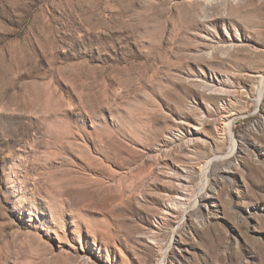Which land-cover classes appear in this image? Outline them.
Instances as JSON below:
<instances>
[{"label": "rangeland", "instance_id": "374dc122", "mask_svg": "<svg viewBox=\"0 0 264 264\" xmlns=\"http://www.w3.org/2000/svg\"><path fill=\"white\" fill-rule=\"evenodd\" d=\"M261 75L264 0H0V264H264Z\"/></svg>", "mask_w": 264, "mask_h": 264}, {"label": "bare ground", "instance_id": "6f19581e", "mask_svg": "<svg viewBox=\"0 0 264 264\" xmlns=\"http://www.w3.org/2000/svg\"><path fill=\"white\" fill-rule=\"evenodd\" d=\"M263 76V78H264V75H261V77ZM262 79V78H261ZM88 153V152H87ZM89 154V153H88ZM214 158H218V157H212V160L214 159ZM210 160V159H209ZM176 200L175 201H177L176 203L177 204H180V206L182 207L183 205H184V203H185V201H186V198H185V196L183 195V194H179L178 196H176V198H175Z\"/></svg>", "mask_w": 264, "mask_h": 264}]
</instances>
